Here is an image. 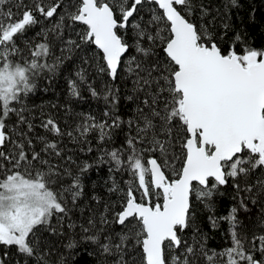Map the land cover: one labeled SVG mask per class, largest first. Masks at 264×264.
<instances>
[{"label":"snow or ice","instance_id":"snow-or-ice-1","mask_svg":"<svg viewBox=\"0 0 264 264\" xmlns=\"http://www.w3.org/2000/svg\"><path fill=\"white\" fill-rule=\"evenodd\" d=\"M229 3L237 6V0ZM195 11L194 0H31L30 4L0 0V161L11 164L7 168L0 163V247L5 249L0 264H6L8 249L13 246L36 264H49L36 230L39 226L50 228L54 215L63 219L68 214L66 194H71L73 204L82 194L79 176L60 191L51 187L59 181L60 173L43 154L59 157V145L38 136L43 147L37 151L29 136L32 123L22 110L12 107L22 94L32 91L33 76L56 67L47 63L53 52L47 39L34 45L26 41L27 58L18 46L19 38L41 18L55 20L44 36L54 33L64 46L62 52L94 45L98 50L95 55L100 57L99 73L115 81L124 71L134 77L136 91L145 94L135 118V135H127L120 148L105 153L117 172L126 170L135 178L126 190L113 183L109 192L119 193L121 200L105 204L100 214L101 224L119 225L122 231L99 229L88 234L90 228L83 227V239L97 245L112 264H137L130 259L133 253L140 264H264V234L247 241L237 219L240 209L247 211L248 199L257 187L264 191V180L255 184L249 180L264 169V49L247 46L237 33L225 51L206 27L191 21ZM200 11L207 15L202 6ZM76 25L85 27L76 32ZM73 32L77 39L72 38ZM240 44L244 46L237 52ZM133 48L139 55L125 61ZM158 48L163 59L155 56ZM76 76L78 80L69 81L74 96L80 94V84L87 83L85 70ZM88 87L92 96L99 95L92 85ZM108 99L113 104L117 100L111 89L105 94ZM13 113L17 123L27 124V132L7 130ZM104 115L112 114L106 111ZM128 123L132 127L133 121ZM41 127L54 136L64 135L52 118ZM120 127L118 116L111 124L86 116L75 131L87 137L98 130L99 141L107 143L112 135L109 130ZM67 135L73 137L72 132ZM178 144L179 156L175 151ZM177 159L182 160L179 169ZM89 167L85 163L81 172ZM230 179L239 204L219 220L229 225L231 245L215 251L202 241L189 243L184 239L188 229L199 234L193 196L211 209L212 198ZM108 215H112L111 221ZM209 221L213 228L218 226L215 217L210 216ZM88 224L95 227L93 219ZM67 247L73 248L75 243Z\"/></svg>","mask_w":264,"mask_h":264},{"label":"trees","instance_id":"trees-1","mask_svg":"<svg viewBox=\"0 0 264 264\" xmlns=\"http://www.w3.org/2000/svg\"><path fill=\"white\" fill-rule=\"evenodd\" d=\"M23 3L30 4L31 0H23ZM194 3L196 11L190 17L191 21L197 26L206 27L218 45L225 51L237 33L244 38V44L247 46L264 49V0H237V6H231L229 0H194ZM201 6L207 9V15L201 14ZM151 7L155 6L152 5ZM148 9L149 6L144 9L145 19L148 18ZM5 10L7 9L5 8ZM13 10L16 11L15 8ZM20 11L22 12L23 9ZM54 23L55 20H43L41 18L40 23L32 26L24 36L19 38L18 46L24 49V58L28 57L26 41L34 45L47 39L53 49L52 56L47 59V63L55 64L56 67L54 71L45 69L33 76L34 87L32 91L27 95L22 94L20 101L13 102L12 107L22 110L26 120L32 123L33 129L29 136L33 139V146L37 151L43 147L37 140L38 136H46L59 145L61 151L59 157L43 154V158L49 160L50 164L56 167L60 173L59 181L52 184L51 187L60 191L71 184L74 176H79L82 194L75 204L71 202V194H66L65 202L69 208L68 214L63 219H59L60 214L54 215L50 220L51 227L39 226L36 230V236L40 238L44 250L48 252L49 264H105V262L112 264V259L102 255L97 245L83 239L86 234L82 228L89 227L90 233L88 234H94L99 229H104L105 233L111 229H115L116 232L122 231L119 225L101 224L100 214L103 212L105 204L118 203L121 200L119 193L109 192L113 183L126 190L129 182L134 183L135 178L126 170L117 172L115 163L105 153L110 152L113 148H120L127 135H135V118L138 108L143 106L142 101L145 94L136 91L134 77H130L124 71L115 81H112L105 74L99 73L97 69L100 64V57L95 55L98 50L94 45H82L80 49H74L72 52H62L61 49L64 46L56 39L54 33H49L47 37L44 36V32L49 30ZM84 27L76 25V32H81ZM76 32L71 33L73 39H77ZM37 33L40 35L38 36ZM165 34L167 35V33ZM244 44L236 46L237 52L241 51ZM132 55H139L135 53L134 48L124 57V60L127 61ZM155 56L163 59L164 53L158 48ZM81 69L85 70L87 83L80 84V94L74 96L69 90V81L78 80L76 73ZM88 85H92L99 95L92 96ZM109 89L117 97L115 104L111 99L105 100V94ZM129 97L133 98L129 99ZM106 111L111 112V117L104 115ZM86 116L95 117L97 122L107 121L108 124H111L112 119L118 116L121 127L109 130L112 135L107 143L99 141L98 130L88 134L87 137H80L75 130L77 125L83 123ZM49 118L57 122L64 135L54 136L41 127V124ZM17 120L18 117L15 113L10 115L7 130L12 132L15 128L17 132H27V124H19ZM130 120L133 121L132 127H129L128 122ZM68 132H72L73 137H69ZM137 147H146V145H137ZM11 148V144L7 145L8 150ZM175 151L176 155L179 156L181 151L179 144ZM146 158L147 154L145 155ZM0 163H5L7 168H11V164L3 161ZM85 163L91 167L87 171L81 172ZM175 166L179 169L182 166V160L177 159ZM39 167L37 164L36 168ZM44 168L46 170L47 166ZM35 170L34 168L33 171ZM249 180L253 184L257 180H264V169L256 171L249 177ZM241 186L243 187V183ZM136 195L139 196V191ZM242 195L248 196L249 194L242 193ZM94 197L99 199H94ZM239 199L231 179L214 195L211 201V209L205 206L206 202L202 203L193 196L195 226L199 230V234H194L193 229L190 228L184 234V239L189 243L202 241L209 250L220 251L229 247L231 245L228 234L229 225L225 221H220L219 217L227 215L231 207L238 206ZM253 199L255 203H253ZM115 210L118 211L119 209L116 208ZM210 216L217 219V227H212L209 221ZM89 219L94 220L95 227L88 224ZM108 219L111 221L112 215H108ZM237 219L239 230L247 241H251L253 235L264 234V191L257 187L248 199L247 211L240 209L237 213ZM73 242L75 247H67L69 243ZM128 247L131 251L132 245ZM4 251L5 249L0 247V255ZM8 251L9 258L6 264H17V261L19 264H25L26 260L28 264H36L34 259L19 254L14 246ZM130 259H134L137 264H140L136 253H133ZM201 264H203L202 261Z\"/></svg>","mask_w":264,"mask_h":264},{"label":"bare ground","instance_id":"bare-ground-1","mask_svg":"<svg viewBox=\"0 0 264 264\" xmlns=\"http://www.w3.org/2000/svg\"><path fill=\"white\" fill-rule=\"evenodd\" d=\"M1 162V161H0Z\"/></svg>","mask_w":264,"mask_h":264}]
</instances>
